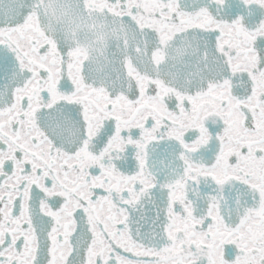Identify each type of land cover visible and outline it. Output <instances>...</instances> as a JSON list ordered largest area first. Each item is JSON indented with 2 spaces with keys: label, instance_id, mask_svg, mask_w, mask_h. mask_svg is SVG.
<instances>
[{
  "label": "snow or ice",
  "instance_id": "snow-or-ice-1",
  "mask_svg": "<svg viewBox=\"0 0 264 264\" xmlns=\"http://www.w3.org/2000/svg\"><path fill=\"white\" fill-rule=\"evenodd\" d=\"M0 264H264V0H0Z\"/></svg>",
  "mask_w": 264,
  "mask_h": 264
}]
</instances>
